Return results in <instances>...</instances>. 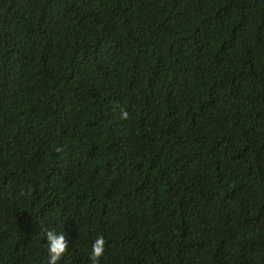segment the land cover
<instances>
[{"label":"trees","instance_id":"1","mask_svg":"<svg viewBox=\"0 0 264 264\" xmlns=\"http://www.w3.org/2000/svg\"><path fill=\"white\" fill-rule=\"evenodd\" d=\"M49 230L57 264L99 235V264H264V0H0V264Z\"/></svg>","mask_w":264,"mask_h":264},{"label":"clouds","instance_id":"2","mask_svg":"<svg viewBox=\"0 0 264 264\" xmlns=\"http://www.w3.org/2000/svg\"><path fill=\"white\" fill-rule=\"evenodd\" d=\"M121 116L122 118H126L127 113H122ZM46 244L48 253L47 264H57L65 254L69 241L66 239L64 232L49 230L46 232ZM104 252L105 238L103 235H99L92 241L90 252L88 253V259L91 264H99Z\"/></svg>","mask_w":264,"mask_h":264}]
</instances>
